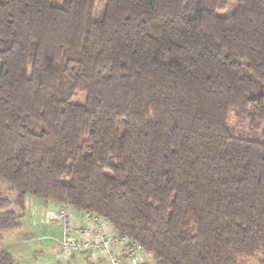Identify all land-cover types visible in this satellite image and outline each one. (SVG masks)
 Returning a JSON list of instances; mask_svg holds the SVG:
<instances>
[{
	"label": "trees",
	"instance_id": "obj_1",
	"mask_svg": "<svg viewBox=\"0 0 264 264\" xmlns=\"http://www.w3.org/2000/svg\"><path fill=\"white\" fill-rule=\"evenodd\" d=\"M27 195L100 216L137 264H264V0H0V208Z\"/></svg>",
	"mask_w": 264,
	"mask_h": 264
},
{
	"label": "built area",
	"instance_id": "obj_2",
	"mask_svg": "<svg viewBox=\"0 0 264 264\" xmlns=\"http://www.w3.org/2000/svg\"><path fill=\"white\" fill-rule=\"evenodd\" d=\"M42 217L45 224L55 219L63 226L60 241L63 256H86L105 264H137L141 260V247L125 238L116 241L109 223L96 214L84 212L81 221H70L73 211L62 207L55 212L47 210Z\"/></svg>",
	"mask_w": 264,
	"mask_h": 264
},
{
	"label": "rangeland",
	"instance_id": "obj_3",
	"mask_svg": "<svg viewBox=\"0 0 264 264\" xmlns=\"http://www.w3.org/2000/svg\"><path fill=\"white\" fill-rule=\"evenodd\" d=\"M51 4L53 5H61L63 0H49ZM94 8H93V16L95 19H99L102 16L103 13V9H104V3L100 2V1H95L94 4ZM234 6L232 4H230V6L228 5L227 8L224 10L226 12H231L233 11ZM223 11H221L222 13ZM85 100V95L83 93H79L77 95H75L73 97V101L75 102H80L83 103ZM227 124L228 127L231 131L232 134L237 135V136H246V135H252L254 133H258L261 131L262 127H263V122H262V118H260L259 116L256 115H250V114H241V113H237L236 111H230L228 114V118H227ZM3 181V180H2ZM3 191L6 192H10L7 189V186H2ZM37 199L34 198L31 195H27L25 198V203H26V208L24 209H20L18 206L15 205H10L8 207L5 208H0V213L5 211V210H9L12 209L14 210L19 216L21 215H29L31 212V215H33V217H31L32 219V226L30 229H27L26 232H28L29 230H35L36 231V238L33 239L32 236L27 235L26 233V238H24V232L19 233V230H17L19 239L21 240H25L23 242L24 248H26L27 246L30 245L31 241H37L36 243H40V242H44L46 243V245L48 246L47 249L43 250V258L38 259V261L40 262H50V264H57L55 263L53 260H55L56 262L60 263V264H68V256H63L61 254V249H60V241L62 239L63 233L61 235V238L58 236H55L54 238H50V236L46 233L48 231H51L52 228L54 227L53 225H57L55 223H49V224H45L44 223V218L42 217L43 214L45 213V211L42 213V211L40 210V208H37V206L33 205L34 202ZM41 202V200L39 201ZM48 208V207H47ZM26 209V210H25ZM53 212L58 210V206H53L52 207ZM77 214V212L75 211V215ZM23 221V219H22ZM10 231V230H9ZM8 231H5V234H7ZM4 233V232H3ZM3 241V239L0 241V248H4L7 249V247L1 245V242ZM58 241H59V245H58ZM33 244V243H32ZM52 248V249H51ZM29 250V247H27L26 249L23 250L24 254V260L21 261V263L19 264H36L34 263V254L38 251L37 249L33 250L30 253H27ZM55 252V253H54ZM54 253V254H53ZM15 258L18 259V256L16 254H14ZM62 256V257H60ZM65 257V258H63ZM77 258H73V260H75ZM262 257L260 255H257L254 258H251L250 260H239L238 264H255V262H253L254 260H261ZM28 260V261H26ZM53 261V262H51ZM29 262V263H28ZM89 262L91 263H83V264H105L103 262H99L93 259H89ZM77 263V262H76ZM71 264H75L74 261H71ZM145 264H155L154 261V257L153 256H149L147 258V261Z\"/></svg>",
	"mask_w": 264,
	"mask_h": 264
},
{
	"label": "crops",
	"instance_id": "obj_4",
	"mask_svg": "<svg viewBox=\"0 0 264 264\" xmlns=\"http://www.w3.org/2000/svg\"><path fill=\"white\" fill-rule=\"evenodd\" d=\"M39 201L40 200L37 199L34 202L33 205L37 206V208H40L41 211L43 210L42 213L45 210H51V211H53L52 210V207H53L52 205H54V204L52 203V201H48V202H44L42 200H41V202H39ZM26 207L27 206H26V203H25V208ZM20 217H21V219H20L21 224H20V226L18 228L11 229L10 231L9 230H5V231H8L7 234H5V231H3L4 233L2 232V239H3V241L1 242V245L7 247L8 248V251L10 253H12L13 255L16 254L18 256V259L15 258L18 263H21V261L24 260V256L23 255H25V254H24L23 250L26 249L27 247H29V250H28L27 253L32 252L34 249L35 250L36 249L38 250L34 254V256H33L34 257L33 259L35 261L34 263H36V264H50V262H47V261L46 262H40V261L37 262L38 259L43 258L42 251L45 250V249H47V247L49 246V245L47 246L46 243H44V242L36 243L37 241H31L30 242V245L27 246L26 248H24L23 245H25V244H23V242L25 240L19 239L18 234L21 233V232H24V238H26V236L29 235V236H32L33 239L36 238L37 234H36V231L35 230H32V229L29 230L28 232H26L27 229H30L31 226L33 225L32 224V219H31V217H33V215H31V212H30L29 215L28 214L27 215H24L23 214ZM79 217H80V215L77 213L75 215V219H77V218L79 219ZM22 219H23V221H22ZM55 224H57V223H55ZM53 226L54 227L52 228V230L51 231H48L46 233L50 236V238L51 237L54 238L55 236H58V237L61 238V235H62V227L60 226V224L53 225ZM17 230H19V233H17ZM26 233H27V235H26ZM58 245H59V241H58ZM149 256H152V255L151 254H145V262L147 261V258ZM26 261H28V260H26ZM53 261L55 263H57V264H60V263L56 262L55 260H53ZM53 261H51V262H53ZM71 261H74L75 264H83L84 263V261L81 260V259H79V258H77L75 260H71ZM85 263H87V262H85ZM68 264H71V262H68Z\"/></svg>",
	"mask_w": 264,
	"mask_h": 264
}]
</instances>
